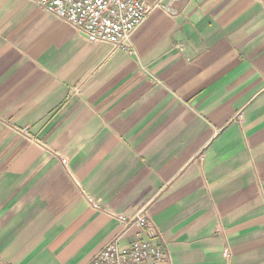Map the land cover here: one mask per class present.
<instances>
[{
  "label": "crops",
  "instance_id": "crops-1",
  "mask_svg": "<svg viewBox=\"0 0 264 264\" xmlns=\"http://www.w3.org/2000/svg\"><path fill=\"white\" fill-rule=\"evenodd\" d=\"M141 1L124 52L0 0V264H87L139 213L120 244L166 264H264V0Z\"/></svg>",
  "mask_w": 264,
  "mask_h": 264
},
{
  "label": "built area",
  "instance_id": "built-area-1",
  "mask_svg": "<svg viewBox=\"0 0 264 264\" xmlns=\"http://www.w3.org/2000/svg\"><path fill=\"white\" fill-rule=\"evenodd\" d=\"M84 35L88 42L108 44L113 51L130 50V38L156 6L141 0H28ZM66 164V161L62 159ZM124 232L105 245L87 264H166L168 252L162 242L136 239L126 245L120 240L133 226L155 232L144 213L119 217ZM227 255V254H226Z\"/></svg>",
  "mask_w": 264,
  "mask_h": 264
}]
</instances>
